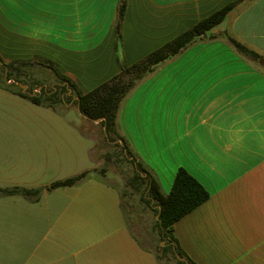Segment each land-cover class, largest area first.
I'll return each mask as SVG.
<instances>
[{"label":"crops","instance_id":"0c3cea01","mask_svg":"<svg viewBox=\"0 0 264 264\" xmlns=\"http://www.w3.org/2000/svg\"><path fill=\"white\" fill-rule=\"evenodd\" d=\"M235 1L213 38L162 62L117 116L163 193L180 167L208 192L173 226L193 264H264V0H127L118 45L119 0H0V61H51L82 92L115 75L118 58L134 63ZM69 199L22 264H158L126 231L120 193Z\"/></svg>","mask_w":264,"mask_h":264},{"label":"rangeland","instance_id":"374dc122","mask_svg":"<svg viewBox=\"0 0 264 264\" xmlns=\"http://www.w3.org/2000/svg\"><path fill=\"white\" fill-rule=\"evenodd\" d=\"M29 68L33 76L29 85L38 79L42 85L24 91L35 89L40 94L44 89L49 94L50 86L57 84L48 85L52 72L43 66ZM7 77L8 67L0 61V188L39 189L30 198L0 193V264H15V257L16 264H22L30 244H47L42 241L43 235L61 210L71 206L70 194L119 193L125 180L119 168L103 156L104 128L81 115L69 88L61 92L63 102L53 108L37 105L12 92L18 85ZM81 172L87 174L74 185L49 189L54 181ZM123 202L127 204V198ZM126 209L129 212L126 216L123 211L126 231L133 235L132 230H137L139 224L138 230L143 233L140 215L136 227L132 214L141 207L135 203ZM144 241L153 249L167 246L166 241L158 238L153 241L145 236ZM160 253V264H177L169 252Z\"/></svg>","mask_w":264,"mask_h":264},{"label":"trees","instance_id":"16d2710c","mask_svg":"<svg viewBox=\"0 0 264 264\" xmlns=\"http://www.w3.org/2000/svg\"><path fill=\"white\" fill-rule=\"evenodd\" d=\"M237 2L239 1L218 9L134 63L128 64L118 58L119 71L88 92H82L51 61L23 60L4 64L8 67L7 80L14 79L29 85L28 81L33 79L32 69L29 67L43 66L48 68L53 74L48 85L57 83L54 86H50L49 94L43 89L40 94L29 95L22 92L20 87L12 90L15 94L27 98L37 105L55 108V106L57 107L58 104L63 102L61 92H66L69 88L73 96L79 98L76 103L81 115L89 120L101 118L99 124L102 128H105L106 132V136L104 135L103 137L104 148H106L103 156L107 162L114 163L119 168L125 180V186L119 191L123 211L125 210L124 212L127 216L129 212L126 206L131 207L136 203V205L141 207V210L132 212V214L135 215V220H133L135 221V226L140 215V223L144 225V232L141 233L138 230L141 227L138 224V229L132 230L133 237L141 247L154 253L158 264H160L161 260L160 252H169L177 264H193L178 246L173 235V226L176 221L206 201L209 194L191 174L181 167L176 171L169 192L163 193L156 177L137 159L127 140L119 132L118 111L123 99L141 80L153 73L162 62L179 54L182 50L199 40L213 38L214 35L211 34V30L225 20L227 14L235 7ZM126 3L127 0H119L117 6L115 24L117 45L120 40V27ZM225 37L238 52L252 59L258 57L255 52L247 49L231 36L225 34ZM41 85L39 79L33 80L31 85H29V91L33 87ZM5 87H9V85ZM118 139L121 140V143L117 141ZM86 174L87 172H81L63 180L54 181L49 186V189L72 186L84 178ZM0 193L3 195L21 194L30 198L32 195H37L39 189L14 186L12 188H0ZM125 198H127V204L123 202ZM33 200H37V197H34ZM152 201L153 203L151 204ZM142 213H144V216ZM131 219L133 218L131 217ZM145 236L150 237L153 241L157 238L160 241H166L167 246L160 248L158 245L155 249L149 248L144 241ZM179 258H185L187 261Z\"/></svg>","mask_w":264,"mask_h":264},{"label":"water","instance_id":"95a60500","mask_svg":"<svg viewBox=\"0 0 264 264\" xmlns=\"http://www.w3.org/2000/svg\"><path fill=\"white\" fill-rule=\"evenodd\" d=\"M8 82H10V81H8ZM11 82H13V79L11 80ZM20 88H21V90H22V92H25V93H28L29 95H36L37 93H35V89H34V91H32V92H29V91H24V88H27V85H25V84H22V83H20V82H18V81H14ZM77 100H79V98L78 97H75ZM78 104H79V102H78ZM78 107V106H77ZM94 121H96V122H100L101 121V118H99V119H96V120H94ZM104 135L106 136V132H105V128H104ZM119 143H121V140L120 139H118L117 140ZM116 142V141H115ZM179 259H181V258H179ZM181 260H184V259H181Z\"/></svg>","mask_w":264,"mask_h":264}]
</instances>
